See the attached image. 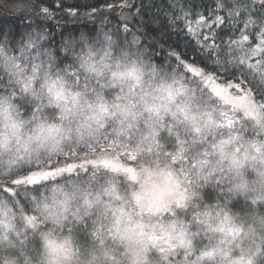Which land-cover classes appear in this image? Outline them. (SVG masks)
<instances>
[{
  "label": "snow or ice",
  "instance_id": "1",
  "mask_svg": "<svg viewBox=\"0 0 264 264\" xmlns=\"http://www.w3.org/2000/svg\"><path fill=\"white\" fill-rule=\"evenodd\" d=\"M65 4L3 5L0 264H264V0Z\"/></svg>",
  "mask_w": 264,
  "mask_h": 264
},
{
  "label": "trees",
  "instance_id": "2",
  "mask_svg": "<svg viewBox=\"0 0 264 264\" xmlns=\"http://www.w3.org/2000/svg\"><path fill=\"white\" fill-rule=\"evenodd\" d=\"M84 3L85 0H66V4L65 6H69V5H72L74 3ZM92 2H94V0H92ZM100 3H103L104 0H99ZM158 3H162L164 2V0H157ZM8 3H11V0H0V17H10V13L8 12V10L3 7V5H6ZM114 22V21H113ZM0 23H3L5 24L6 26H12L13 24V21L11 18L7 19V20H2L0 21ZM18 23V21L16 22ZM81 24H87V27L91 28L92 25H91V22H88V21H80ZM171 42H172V46L175 47L177 44L181 45V48L180 50L183 51V39L182 38H179L177 37V35L175 33H172L171 34ZM165 47H167V45H165ZM189 55H191V52H189Z\"/></svg>",
  "mask_w": 264,
  "mask_h": 264
},
{
  "label": "clouds",
  "instance_id": "3",
  "mask_svg": "<svg viewBox=\"0 0 264 264\" xmlns=\"http://www.w3.org/2000/svg\"><path fill=\"white\" fill-rule=\"evenodd\" d=\"M14 2V0H11V3ZM64 235H67V233L65 232Z\"/></svg>",
  "mask_w": 264,
  "mask_h": 264
}]
</instances>
